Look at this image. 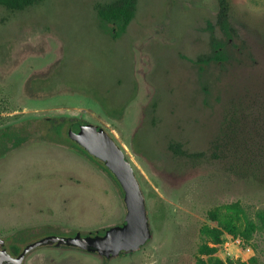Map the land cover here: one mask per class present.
Returning <instances> with one entry per match:
<instances>
[{
	"label": "rangeland",
	"instance_id": "1",
	"mask_svg": "<svg viewBox=\"0 0 264 264\" xmlns=\"http://www.w3.org/2000/svg\"><path fill=\"white\" fill-rule=\"evenodd\" d=\"M109 1L0 6V128L59 114L105 128L134 168L152 237L109 260L44 245L22 264H196L200 227L215 225L210 209L238 201L251 218L264 209V165L240 177L210 156L224 115L236 118L237 108L247 139L263 147L264 0H227L229 33L218 23L217 0H137L117 38L96 13ZM212 37L223 44L222 58L205 64L199 59L214 53ZM125 213L119 186L66 144L35 132L0 156L6 250L22 229L35 235L28 244L103 231ZM216 255L226 264H264V231L249 244L226 234Z\"/></svg>",
	"mask_w": 264,
	"mask_h": 264
},
{
	"label": "trees",
	"instance_id": "2",
	"mask_svg": "<svg viewBox=\"0 0 264 264\" xmlns=\"http://www.w3.org/2000/svg\"><path fill=\"white\" fill-rule=\"evenodd\" d=\"M41 1L0 0V6L10 11H21ZM217 1L219 8L218 23L226 33H229L230 28L227 26L228 2L227 0ZM136 5L137 0H111L97 4L96 13L99 26L112 37H119L126 31L127 26L133 19ZM106 25H110V27L108 28ZM211 44L214 53L205 58H200V62L207 64L211 61L221 60L220 48L223 44L216 42L213 37L211 38ZM230 111V109L227 110V112ZM238 112H240L239 108L234 110L236 118L231 115V112L224 115L218 133L211 142L210 156L220 163L224 169L241 177L249 172L253 174L255 170L264 165V142L263 147L256 151L252 140H248L245 135L243 116ZM86 122L88 121L77 116L59 114L27 118L18 124L7 125L0 128V156L23 145L31 139L33 133L37 132L46 141L66 144L74 151L88 157L113 179L122 192L119 183L105 165L69 138L68 129L78 130L80 124ZM207 217L211 222H215V225L203 224L200 227L199 232L203 242L198 247L196 264H226L224 260L216 255L220 245L225 241L226 234L233 238H239L244 244H249L256 232L264 231V209L257 211L255 218H251L244 206L238 201L221 204L210 209ZM34 236L29 229L18 231L11 236L10 241L7 243L8 251L12 255L20 254L23 250L22 244L26 245ZM228 261L230 264H235L230 260ZM240 264H247V262H240Z\"/></svg>",
	"mask_w": 264,
	"mask_h": 264
},
{
	"label": "water",
	"instance_id": "3",
	"mask_svg": "<svg viewBox=\"0 0 264 264\" xmlns=\"http://www.w3.org/2000/svg\"><path fill=\"white\" fill-rule=\"evenodd\" d=\"M68 136L89 155L100 160L119 183L126 208L123 222L108 227L102 233L47 235L26 244L18 255L6 250L5 241L0 237V264H22L30 251L49 242L112 259L138 251L151 239L145 196L124 149L105 128L91 122L80 124L78 130L68 129Z\"/></svg>",
	"mask_w": 264,
	"mask_h": 264
},
{
	"label": "flooded vegetation",
	"instance_id": "4",
	"mask_svg": "<svg viewBox=\"0 0 264 264\" xmlns=\"http://www.w3.org/2000/svg\"><path fill=\"white\" fill-rule=\"evenodd\" d=\"M77 233V232H76ZM75 234V233H74ZM73 234V235H74ZM82 235H86V234H82ZM45 245H53L54 247H56V248H59V247H65V248H68V249H75V250H79V251H82V250H80V249H77V248H73V247H68V246H66V245H56V244H54V243H52V242H49V243H47V244H45ZM42 246H44V245H42ZM82 252H84V251H82ZM93 255H97V256H99L98 254H93ZM121 256V255H120ZM102 260H109V259H107V258H105V257H102V256H99Z\"/></svg>",
	"mask_w": 264,
	"mask_h": 264
}]
</instances>
